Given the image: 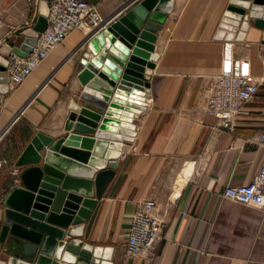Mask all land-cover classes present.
<instances>
[{
	"label": "crops",
	"instance_id": "1",
	"mask_svg": "<svg viewBox=\"0 0 264 264\" xmlns=\"http://www.w3.org/2000/svg\"><path fill=\"white\" fill-rule=\"evenodd\" d=\"M85 1L109 22L138 0ZM43 4L0 0V58L34 36ZM227 4L171 0L155 32L153 68H145L148 84L137 96L142 108L126 112L130 126L120 134V154L108 160L114 167L103 169L104 178L93 189L94 205L81 222L79 239L111 247L106 258L111 264H264V207L221 195L223 187L248 181L264 166L259 141L264 136V32L247 19L242 40L225 39L219 23ZM88 33L87 28L71 30L21 83L0 91V212L4 196L20 185L13 182L12 170L18 177L27 167L14 163L31 137L40 132L56 139L64 132L70 101L83 104L78 73L88 53ZM228 50L257 79L256 93L242 104L231 130L217 127L200 105L206 80L220 72ZM147 198L162 220V238L149 262L120 249L137 203ZM10 253L4 242L0 264Z\"/></svg>",
	"mask_w": 264,
	"mask_h": 264
},
{
	"label": "water",
	"instance_id": "2",
	"mask_svg": "<svg viewBox=\"0 0 264 264\" xmlns=\"http://www.w3.org/2000/svg\"><path fill=\"white\" fill-rule=\"evenodd\" d=\"M170 8L171 0H138L88 33V53L78 73L83 104L70 101L63 134L52 139L36 132L14 163L27 167L19 172L20 185L1 202L0 247L5 242L12 251L6 264H111L106 260L111 247L79 239L81 222L94 205L93 189L101 184L103 169L114 167L108 160L120 154V134L130 126L126 112L142 108L137 96L148 84L143 72L153 68L155 32ZM46 14L43 4L35 32L44 29ZM247 19L264 32V0H228L219 23L225 39L242 40ZM34 43L27 37L12 52L25 57ZM5 65L0 58V91L7 89Z\"/></svg>",
	"mask_w": 264,
	"mask_h": 264
},
{
	"label": "built area",
	"instance_id": "3",
	"mask_svg": "<svg viewBox=\"0 0 264 264\" xmlns=\"http://www.w3.org/2000/svg\"><path fill=\"white\" fill-rule=\"evenodd\" d=\"M47 14L45 27L35 32V43L25 57L11 52L6 58L7 87L21 83L43 60L47 53L58 45L73 29L87 28L96 33L107 22L101 19L94 5L85 0H45ZM257 91V79L246 72V62L234 60L230 51L222 57V67L205 82L200 95L201 112L210 115L217 127L231 130L234 117L240 113L243 103ZM259 141L264 143V136ZM12 174L17 183V170ZM224 198L252 207H264V166H260L252 177L238 185L222 188ZM155 203L147 198L139 201L130 217L127 234L120 249L127 257H138L151 261L156 246L162 238V220L157 214Z\"/></svg>",
	"mask_w": 264,
	"mask_h": 264
}]
</instances>
